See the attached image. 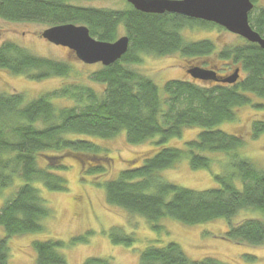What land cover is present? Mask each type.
Segmentation results:
<instances>
[{"label": "trees", "instance_id": "trees-1", "mask_svg": "<svg viewBox=\"0 0 264 264\" xmlns=\"http://www.w3.org/2000/svg\"><path fill=\"white\" fill-rule=\"evenodd\" d=\"M252 2L255 8L249 22L264 38V7ZM0 19L50 27L83 25L102 42H115L122 25L130 40L120 61L91 75L94 83L105 87L103 93L83 85L64 86L30 102L22 94H0V195L19 183L0 209V227L5 232L0 239V264H8L13 237L43 232V221L54 216L38 184L50 192H68L65 174L74 161L79 163L82 179L100 180L110 173L113 160L105 149L91 140L69 139V135L110 140L125 132L127 143L135 146L158 137L156 152L142 165L125 169L104 184L97 183L104 186L107 203L144 218L158 233L162 231L159 223L165 219L189 226L226 219L230 226L227 240L264 246L263 222L232 224L245 209L264 212V172L249 160L231 155L223 167L225 174L214 177L219 187L206 191L182 188L160 175L175 169L184 158L189 159L192 169L211 170L216 155L237 153L243 147V138L218 127L236 122L241 109L255 106L264 110V104H254V98L264 99V49L242 39L241 45L216 54L212 41L187 42L181 31L185 27L224 28L175 14H145L131 5L124 11H109L73 6L70 0H0ZM176 53L194 58L216 54L228 62L233 73L239 68L246 76L236 84L171 80L161 90L153 79L129 68L141 63L143 55ZM0 68L36 81L67 77L71 71L65 63L39 58L13 43L0 47ZM61 99L71 100L73 105L58 107L53 102ZM196 128H200L197 138L183 148L166 146L181 138L185 130ZM255 131L258 136L264 133V121L255 125ZM88 236L91 233L70 242L34 241L37 264H68L61 251L87 243ZM110 237L115 244L132 246L135 242L120 228H113ZM83 264L112 263L88 258ZM140 264L226 263L212 257L193 261L179 244L171 242L147 247L140 255Z\"/></svg>", "mask_w": 264, "mask_h": 264}, {"label": "rangeland", "instance_id": "rangeland-1", "mask_svg": "<svg viewBox=\"0 0 264 264\" xmlns=\"http://www.w3.org/2000/svg\"><path fill=\"white\" fill-rule=\"evenodd\" d=\"M256 1L258 7H264V0ZM70 4L109 11H124L129 8L126 0H70ZM49 28L50 25L46 23H10L0 19V47L5 43H13L39 58L65 63L71 67L67 77H51L37 81L25 76H14L0 68V94H22L26 102H30L64 86L83 85L103 93L105 87L91 80V75L101 70L103 65L84 64L70 50L46 41L41 34ZM181 32L187 42L212 41L216 54L243 43V38L214 27H185ZM117 35L118 39L126 35L124 26L118 27ZM216 54L203 58L188 57L181 53L165 57L143 55L141 63L129 65V68L153 79L163 90L164 85L171 80L192 81L187 72L193 67L205 66L218 69L219 75H232L234 69H229L228 62L219 60ZM245 76L242 71L240 77ZM53 102L58 107L73 105L71 100L65 99ZM254 104H264V99L254 98ZM237 117L236 122L218 127L228 134L243 138V147L237 153L216 155L211 170L192 169L189 159L184 158L175 169L160 173L164 181L194 191L218 188L219 184L214 177L225 174L226 168L223 170V167H226L230 156L234 154L249 160L264 172V133L258 136L255 131V125L264 121V110L255 106L244 108L238 111ZM199 132L200 128L187 129L181 138L170 140L166 146L183 148L186 142L195 140ZM68 138L91 140L105 149V153L113 160L111 171L100 180L95 177L82 179L79 163L74 161L69 163L70 169L65 174L68 192H50L38 184L37 187L40 188L47 206L53 210L54 216L43 221V232L13 237L9 241L8 264H37L36 252L32 246L34 241L59 239L70 242L74 237L88 233H91V236H88L87 243L76 244L61 251L68 264H83L88 258L107 259L112 264H140V255L147 247L164 246L171 242L179 244L193 261L212 257L226 264H264V246H250L225 238L230 227L226 219L194 226L165 219L159 223L162 231L158 233L144 218L107 203L105 188L99 187L97 183L104 184L107 180L117 178L121 171L142 165L148 156L156 152L158 137L138 146L127 143L125 132L110 140L78 135H69ZM217 160L221 163H217ZM18 186L19 183L0 195V209L6 200L12 198ZM245 220H259L264 223V212L245 209L233 218L232 224L237 226ZM113 228H120L122 233L132 236L134 244H115L110 237ZM4 236L5 232L0 227V239Z\"/></svg>", "mask_w": 264, "mask_h": 264}, {"label": "water", "instance_id": "water-1", "mask_svg": "<svg viewBox=\"0 0 264 264\" xmlns=\"http://www.w3.org/2000/svg\"><path fill=\"white\" fill-rule=\"evenodd\" d=\"M127 3L145 14H175L215 24L264 49V38L249 22L250 13L255 7L252 0H127ZM41 37L56 46L70 50L84 64H101L104 67H110L120 61L130 46L128 37L119 38L115 42H102L91 36L88 27L74 24L53 26L45 30ZM239 71L236 70L222 80L214 70L201 67L191 68L188 74L194 80L236 84L240 79Z\"/></svg>", "mask_w": 264, "mask_h": 264}, {"label": "flooded vegetation", "instance_id": "flooded-vegetation-1", "mask_svg": "<svg viewBox=\"0 0 264 264\" xmlns=\"http://www.w3.org/2000/svg\"><path fill=\"white\" fill-rule=\"evenodd\" d=\"M124 36H126V35H124ZM207 66H209V65H207ZM201 68H204V69H207V70H214L215 72H217V73H220L219 72V70L218 69H212V68H206L205 66H200ZM239 69V68H238ZM238 69H236V70H238ZM240 71H239V73H241L242 72V69H239ZM188 73V72H187ZM225 73V72H224Z\"/></svg>", "mask_w": 264, "mask_h": 264}]
</instances>
